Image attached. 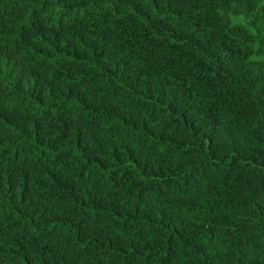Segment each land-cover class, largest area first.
Here are the masks:
<instances>
[{"label": "trees", "instance_id": "1", "mask_svg": "<svg viewBox=\"0 0 264 264\" xmlns=\"http://www.w3.org/2000/svg\"><path fill=\"white\" fill-rule=\"evenodd\" d=\"M0 264H264V0H0Z\"/></svg>", "mask_w": 264, "mask_h": 264}]
</instances>
